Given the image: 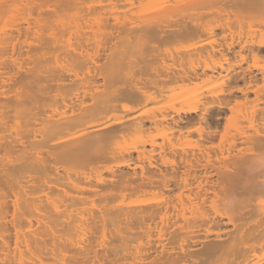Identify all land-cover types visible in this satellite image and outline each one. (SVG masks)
Here are the masks:
<instances>
[{"label": "bare ground", "instance_id": "1", "mask_svg": "<svg viewBox=\"0 0 264 264\" xmlns=\"http://www.w3.org/2000/svg\"><path fill=\"white\" fill-rule=\"evenodd\" d=\"M0 264H264V0H0Z\"/></svg>", "mask_w": 264, "mask_h": 264}, {"label": "rangeland", "instance_id": "2", "mask_svg": "<svg viewBox=\"0 0 264 264\" xmlns=\"http://www.w3.org/2000/svg\"><path fill=\"white\" fill-rule=\"evenodd\" d=\"M231 55H232L233 57H231ZM244 56H247V55H244ZM236 57H237V58H236ZM248 57H249V59H244V61L246 60V62H247V61L249 60V61H248V64L253 63V62H254V59L252 58V56H248ZM248 57H246V58H248ZM227 58H228V57H227ZM242 58H245V57L242 56ZM238 59L240 60L241 58L239 57L238 54H237V56H236L235 53H234V54H229V59H228L229 61L227 60V61H228V65H227V63H226V64L223 63V61H221V62H222V64H223L224 66H230V65L232 66L233 64H235V62H238V61H237ZM250 59H251V62H250ZM252 59H253V61H252ZM186 62H187V61L185 60L184 63H186ZM246 62H244V65L247 64ZM249 62H250V63H249ZM236 65H237V63H236ZM231 66H230V67H231ZM230 67H229V68H230ZM233 67H235V66H233ZM231 68H232V67H231ZM230 110H231V109H230V107H229V113H228L229 115H227V117L229 116V117H228V118H229V126L231 127L230 123L233 121L232 119H234V116H236L237 113H236L235 115H233L232 111H230ZM232 117H233V118H232ZM236 117H237V116H236ZM236 117H235V118H236ZM231 118H232V119H231ZM230 121H231V122H230ZM224 123H226V122L224 121ZM233 123H235V121H233ZM233 123H231V124H233Z\"/></svg>", "mask_w": 264, "mask_h": 264}]
</instances>
